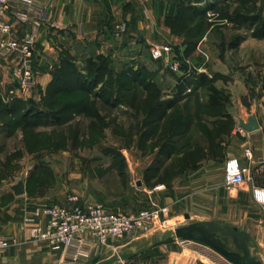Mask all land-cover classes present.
Instances as JSON below:
<instances>
[{"label":"rangeland","instance_id":"374dc122","mask_svg":"<svg viewBox=\"0 0 264 264\" xmlns=\"http://www.w3.org/2000/svg\"><path fill=\"white\" fill-rule=\"evenodd\" d=\"M228 1L218 9L232 15L230 24L218 19V13L215 18L208 17L207 12L213 11L210 8L217 7V2L208 4L209 0H200L197 7L207 12L197 14L189 23L191 31L182 33L187 44L184 55L179 46L169 45L185 63L182 72L169 70L164 61L152 57L151 46L147 47L155 67L162 73L152 78L141 63H110V72L104 71L98 79L90 77V94H77L79 100L88 98L82 102V106H87L85 110L59 111L49 103L56 101V95L22 87L15 77L16 56L2 61L0 213L14 202V187L18 183L26 185L28 196L34 198H52L55 191L76 190L97 201L105 199L107 208L138 211L148 201L147 190L170 184L195 168L201 152L209 149L215 159L223 157L224 146L218 140L226 136V124L206 126L199 123L200 115L214 119L232 112L237 121L243 115L264 117V0ZM36 58L35 54V69ZM138 72L145 77L140 78ZM202 74L207 84L201 87ZM179 83H185L187 90L177 98ZM148 84L155 85L159 93L151 87L146 92L143 86ZM210 84H216L225 99L223 109L219 108L216 115H210L206 108ZM101 91L102 95L98 94ZM60 97L70 98L65 94ZM159 102L162 111L152 115L150 109ZM120 103L126 107L116 105ZM162 113L167 114L165 121L162 118L160 125H152V119ZM236 128L242 129L239 123ZM243 139L239 136L236 142L242 143ZM184 154L191 156L182 157ZM224 213L221 209L219 215L224 217ZM30 217L26 216L23 222L29 233L26 220ZM190 222L181 217L161 233L123 243L129 244L128 249H141L171 237L176 228ZM3 224L0 219V231ZM219 224L230 226L226 221ZM230 246L235 248L231 241ZM196 247L177 241L115 264H215L200 258L194 252Z\"/></svg>","mask_w":264,"mask_h":264},{"label":"crops","instance_id":"0c3cea01","mask_svg":"<svg viewBox=\"0 0 264 264\" xmlns=\"http://www.w3.org/2000/svg\"><path fill=\"white\" fill-rule=\"evenodd\" d=\"M209 2H217L216 6L219 7L230 1ZM175 3V0H52L47 20L40 29V40L36 48L37 90L59 94L61 87L51 85L54 73L66 58H71L82 74H86L84 64L89 58L104 56L115 64L128 60L132 66L141 63L145 65L148 75L158 77L162 71L155 67L147 47L152 44H172L180 47L182 55L187 48L184 35L174 33L168 22ZM199 4L192 3L193 6ZM117 24H125L128 29L123 42L114 39ZM226 24L230 22L227 21ZM214 86L219 90L216 84ZM116 105L126 107L122 103ZM261 105L264 108V104ZM251 118L243 115L237 121L232 112L218 118L223 122L230 121L232 125L230 132L219 141L224 146V156L215 159L209 149L205 153L201 152L197 155L201 160L195 168L185 171L170 184H160L147 190L148 201L141 210L152 204L166 208L168 213L161 214V218L167 219L169 225L181 217L186 219V215L192 221L187 225L199 221H226L230 227L249 234V243L259 251L254 253L264 264V202H260L255 196V190H264V117L258 116L259 129L256 131L248 132L238 128L242 136L236 128L238 123H248ZM162 122L164 121L153 125H160ZM239 136L244 138L242 143L236 142ZM249 147L253 148V160L244 156L245 149ZM231 158H237L242 166L248 168V174L246 183L238 189L228 191L224 187V176L226 162ZM23 186L25 195L18 197L14 194V202L0 213V219L4 223L0 236L14 239L0 253V264H97L128 249L129 244H124V241L111 238L107 244H100L87 235L85 238L91 245L80 261L74 262L68 254L53 250L46 242L31 239L23 224L25 217L33 216L39 208L52 205L72 207L67 202L69 195L79 196L80 205L86 202L101 204L111 212L137 213L140 210L107 208L105 199L97 201L86 192L76 190L69 193L66 190L55 191L50 196L52 198H34L28 196L26 185ZM221 209L225 210L224 217L219 215ZM44 221L41 218L40 222Z\"/></svg>","mask_w":264,"mask_h":264},{"label":"built area","instance_id":"2783aa9c","mask_svg":"<svg viewBox=\"0 0 264 264\" xmlns=\"http://www.w3.org/2000/svg\"><path fill=\"white\" fill-rule=\"evenodd\" d=\"M52 0H0V64L16 56L15 77L27 91L38 87V73L35 69L36 47L40 40V29L47 20ZM208 17L215 18L214 11L207 12ZM127 27L115 26L114 39L122 41ZM171 46L151 45L152 57L162 60L165 66L177 73L182 72L185 63L174 55ZM178 59V60H177ZM198 71H201L200 69ZM244 156L253 160V148H246ZM248 168L242 166L237 158H231L225 165L224 187L228 191L240 188L247 181ZM161 187H158L160 189ZM255 196L264 202V190H255ZM66 205H52L39 208L26 220L30 236L35 241L46 242L53 250L69 255L74 262H79L91 245L87 238L90 235L100 244H107L111 239L132 242L137 238L161 233L168 226L166 208L152 204L137 213L111 212L101 204L84 203L80 197L69 195ZM44 218V223H41ZM14 239L0 236V253L7 249ZM194 252L200 258L215 264H231L211 248L195 243Z\"/></svg>","mask_w":264,"mask_h":264},{"label":"trees","instance_id":"16d2710c","mask_svg":"<svg viewBox=\"0 0 264 264\" xmlns=\"http://www.w3.org/2000/svg\"><path fill=\"white\" fill-rule=\"evenodd\" d=\"M175 6H174V10L172 11V13L170 14L169 18H168V22L169 24L172 26L174 33L177 34H182L184 32L187 31H191V29H189V23L190 21L196 19V15L200 14V15H205V13L207 12V10H203L200 7L197 6H193L192 3L198 2L199 0H175ZM210 4V2L208 3ZM226 6V5H225ZM224 7V6H223ZM211 10H213L215 13L219 14V18L220 20H226L228 22H232L233 18L232 15L229 16V14H227L228 12L226 11L225 13H223L220 9H218L217 7H212L210 8ZM209 9V10H210ZM190 16L192 19H190ZM242 18V17H241ZM247 19V17H245ZM193 35H191L189 38H191ZM183 60V59H182ZM110 65V61L105 58L104 56H97L95 58H89L86 61L84 70L86 71V74H82L79 69L75 66V64L72 62L71 58H66L63 60L62 65L57 69V71L54 73V81L52 83L51 86H58L59 88L61 87V91L59 92H53V91H49L48 93H50L51 95H56V101L51 100L49 103L53 106H56V108L59 111L65 112V111H78V110H85L87 108L82 106V102L83 100H88L87 97H85L84 99H77V94L78 93H83V94H90V92L92 91L89 86L90 83V77L93 76V79H98V77L101 75V73H103L104 71H111L109 69ZM137 75L140 76V78L145 77L143 73H137ZM121 76V75H120ZM199 82H200V86H204L205 84H207V80H206V76L205 75H200L199 76ZM187 84V82H186ZM153 88V90L158 94L159 90L156 88L155 85H150L149 84L147 86H143L144 90L148 91L149 88ZM210 95H209V106L206 107L210 112H208L210 115H216L218 113V109L221 108L223 109V106L225 105V99H223V94L220 90H218L213 84L209 85L208 87ZM186 87H185V83H179L176 86V91L175 94L177 96V98H180L181 96L184 95V93L186 92ZM102 91L98 94L102 95ZM65 94L66 96L69 95V99L67 100H63V97H60L61 95ZM90 104V100L88 101ZM51 106V107H52ZM49 108V106H46ZM163 109V105L162 103H155V105H153L152 109H150V113L153 115V113L156 111L157 112H161ZM206 109V110H207ZM207 115V114H206ZM206 115H200V117L198 118L199 123H203L206 126H214L215 128L218 127L219 124H226V132L229 133L232 125L230 121H221V120H217L218 118H222L223 116H225L226 114H222V117H216L214 119V121L211 120L210 116H206ZM162 116V117H161ZM157 117H154L153 123L155 122H161L162 118L166 119L167 114L166 113H162V115ZM58 118V117H57ZM147 121L149 120V116L146 119ZM152 123V125H153ZM26 127L30 128L29 124H25ZM157 126V125H154ZM205 126V127H206ZM153 130V129H152ZM220 133H218L217 135H219ZM219 142V140H218ZM219 145V144H218ZM217 145V146H218ZM175 150V149H174ZM196 151V150H195ZM191 154V153H189ZM161 155V154H160ZM186 155L184 154L182 157H185ZM191 155H188L186 157H190ZM161 158V156H160ZM157 160V159H156ZM166 170V168L164 169ZM155 171H159V168L156 169ZM166 172V171H164Z\"/></svg>","mask_w":264,"mask_h":264},{"label":"water","instance_id":"95a60500","mask_svg":"<svg viewBox=\"0 0 264 264\" xmlns=\"http://www.w3.org/2000/svg\"><path fill=\"white\" fill-rule=\"evenodd\" d=\"M239 124L242 129L248 132L259 129V123L256 117H252L248 123L241 121ZM14 192L17 196L23 195V184L18 183L14 187ZM185 217L188 220L190 219L188 215ZM177 241L195 242L207 246L220 254L231 264H262L253 252L249 243L250 237L248 233L239 231L237 228L230 226H222L221 224L212 221H199L178 227L174 230L173 235L165 240L149 243L141 249L130 248L124 250L97 264H115L118 261L127 262L142 256L155 248L170 245ZM230 241L236 250H232L229 247Z\"/></svg>","mask_w":264,"mask_h":264},{"label":"bare ground","instance_id":"6f19581e","mask_svg":"<svg viewBox=\"0 0 264 264\" xmlns=\"http://www.w3.org/2000/svg\"><path fill=\"white\" fill-rule=\"evenodd\" d=\"M223 238V237H222ZM228 240H231V239H228ZM232 250H236V248H232L231 246H229Z\"/></svg>","mask_w":264,"mask_h":264}]
</instances>
